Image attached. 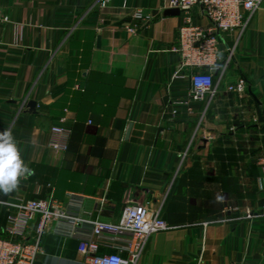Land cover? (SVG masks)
Segmentation results:
<instances>
[{
  "label": "crops",
  "instance_id": "obj_1",
  "mask_svg": "<svg viewBox=\"0 0 264 264\" xmlns=\"http://www.w3.org/2000/svg\"><path fill=\"white\" fill-rule=\"evenodd\" d=\"M0 9V132L11 130L32 170L0 192V235L3 202L76 193L91 219L117 222L126 205L148 203L176 226L151 235L136 264H264V1L244 29L221 33L216 92L202 101L190 99L189 77H175L189 72L173 49L184 19L165 0ZM240 76L246 92L229 91ZM62 119L71 135L57 152L50 129ZM42 245L35 264H83L77 238L48 233Z\"/></svg>",
  "mask_w": 264,
  "mask_h": 264
},
{
  "label": "built area",
  "instance_id": "obj_2",
  "mask_svg": "<svg viewBox=\"0 0 264 264\" xmlns=\"http://www.w3.org/2000/svg\"><path fill=\"white\" fill-rule=\"evenodd\" d=\"M106 1V0H105ZM264 0H165L168 8H178L184 24L179 28V41L173 49L180 55V68L187 74L176 72L175 77H189L192 85L190 99L202 101L212 98L216 92L214 73L219 65V44L222 32L244 29L251 15ZM209 21L204 27L193 23V9ZM244 10L249 13L246 19ZM134 17L144 19L142 10ZM8 15L0 9V27L8 22ZM233 51L230 50V56ZM248 81L240 76L228 86L229 91L243 94ZM180 103V102H179ZM176 110H174V113ZM49 147L57 152L66 151L71 129L64 124H53ZM262 175L260 190L264 195V149L260 158ZM82 195L67 193L64 199L53 194L45 198L18 199L3 202L9 207L8 220L0 235V264H35L43 252L42 239L48 233H57L79 240V252L83 264H136L142 256L151 235L174 229L162 216L160 210L148 203L128 204L117 222L88 218L83 213ZM104 203L100 205V212ZM253 213L248 211L246 218ZM118 258L113 261L112 258Z\"/></svg>",
  "mask_w": 264,
  "mask_h": 264
},
{
  "label": "clouds",
  "instance_id": "obj_3",
  "mask_svg": "<svg viewBox=\"0 0 264 264\" xmlns=\"http://www.w3.org/2000/svg\"><path fill=\"white\" fill-rule=\"evenodd\" d=\"M31 171L21 157L11 130L0 132V192L8 194L16 190L21 178L30 175Z\"/></svg>",
  "mask_w": 264,
  "mask_h": 264
},
{
  "label": "water",
  "instance_id": "obj_4",
  "mask_svg": "<svg viewBox=\"0 0 264 264\" xmlns=\"http://www.w3.org/2000/svg\"><path fill=\"white\" fill-rule=\"evenodd\" d=\"M169 13H176V14H180V10L178 8H170L168 10ZM36 103L32 102L30 103L31 106H34Z\"/></svg>",
  "mask_w": 264,
  "mask_h": 264
}]
</instances>
